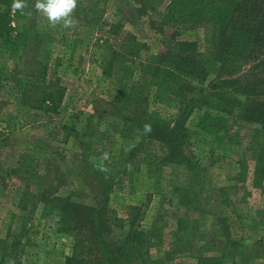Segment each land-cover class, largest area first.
Listing matches in <instances>:
<instances>
[{
  "label": "rangeland",
  "instance_id": "1",
  "mask_svg": "<svg viewBox=\"0 0 264 264\" xmlns=\"http://www.w3.org/2000/svg\"><path fill=\"white\" fill-rule=\"evenodd\" d=\"M34 2L25 0L29 11L19 21L12 12L9 24L2 20L13 46H0V171L9 173L0 175V257L19 234L28 243L24 264H64L73 238L58 232L54 213L41 218L35 197L58 189L93 206L95 186L113 182L109 204L120 216L133 206L146 212L141 226L155 238L149 256L156 264H264V136L256 125L230 120L197 132L194 114L187 125L201 180L193 182L190 173L172 165L162 169L156 186L148 172L153 165L132 152L141 143L135 130L110 113L129 82L105 78L103 52L130 35L142 44L136 66L163 51L174 29L163 22L168 0H77L70 29L50 27ZM3 14L0 5V18ZM117 23L121 29L113 35L109 25ZM22 29L26 33L19 37ZM203 37L202 31L180 36ZM39 61L49 67L47 78L65 87L61 108L50 116L19 100L20 79L37 75ZM151 110L169 117L176 104L157 101ZM153 145L141 152L161 154ZM22 155L32 157L33 165H22L31 168L32 180L17 165ZM117 236L113 232L110 239Z\"/></svg>",
  "mask_w": 264,
  "mask_h": 264
},
{
  "label": "trees",
  "instance_id": "2",
  "mask_svg": "<svg viewBox=\"0 0 264 264\" xmlns=\"http://www.w3.org/2000/svg\"><path fill=\"white\" fill-rule=\"evenodd\" d=\"M0 2L5 8L0 18V46L6 47L12 43L9 31L3 30L2 20L9 24L13 1ZM27 11L28 7L23 13L12 12V16L19 21ZM163 18L165 25L174 28L163 51L136 66L142 44L130 35L118 47H108L100 60L106 79H128L126 92L114 99L110 113L135 130L141 143L132 152L141 154L144 164L153 165L148 172L156 186L162 169L172 165L190 173L193 182L201 180L200 163L192 150L187 125L194 114L198 115L197 132L233 120L256 125L255 132L264 136V0H168ZM120 29L118 23L109 25L113 35H119ZM185 31H202L204 37L181 39ZM37 64V75L28 74L20 79L19 100L22 106L50 116L61 108L65 87L59 79L47 78V64ZM166 100L175 102L174 114L162 117L151 110L153 102ZM146 124L151 126L148 133L144 132ZM153 144L159 146L161 154L141 152L146 145ZM133 156L131 153L130 159ZM20 158L19 169L25 179L32 180L27 176L31 168L22 167L33 165L32 157ZM3 173L9 174L0 171V175ZM113 184L95 186L93 206L76 203L58 189H47L45 194L35 197L36 206L42 204L41 218L54 213L58 217V232L73 238L71 254L64 264H156L149 256L155 238L149 232L151 229L141 226L146 212L133 206L126 216H120L109 204ZM150 201L148 196L145 209ZM113 232L118 234L115 240L110 239ZM223 236L228 242V233ZM27 245L19 234L14 235L12 243L2 249L0 264H24Z\"/></svg>",
  "mask_w": 264,
  "mask_h": 264
},
{
  "label": "clouds",
  "instance_id": "3",
  "mask_svg": "<svg viewBox=\"0 0 264 264\" xmlns=\"http://www.w3.org/2000/svg\"><path fill=\"white\" fill-rule=\"evenodd\" d=\"M27 4L25 0H13L11 10L13 13L24 12ZM77 7V0H35L34 10L40 13L52 28L60 25L64 29H70L75 26L73 12ZM151 131L150 125L144 126V132ZM106 157V154H105Z\"/></svg>",
  "mask_w": 264,
  "mask_h": 264
}]
</instances>
